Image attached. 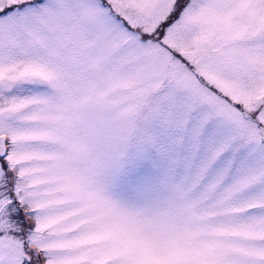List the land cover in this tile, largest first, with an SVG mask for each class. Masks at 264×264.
I'll return each mask as SVG.
<instances>
[{
  "label": "snow or ice",
  "instance_id": "snow-or-ice-1",
  "mask_svg": "<svg viewBox=\"0 0 264 264\" xmlns=\"http://www.w3.org/2000/svg\"><path fill=\"white\" fill-rule=\"evenodd\" d=\"M0 264H264V0H0Z\"/></svg>",
  "mask_w": 264,
  "mask_h": 264
}]
</instances>
